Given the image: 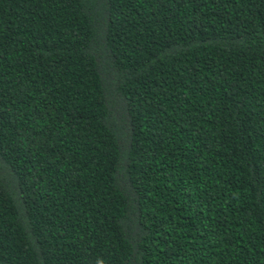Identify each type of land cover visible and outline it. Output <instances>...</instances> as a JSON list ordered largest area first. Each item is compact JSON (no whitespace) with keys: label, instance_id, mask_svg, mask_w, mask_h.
Segmentation results:
<instances>
[{"label":"trees","instance_id":"trees-1","mask_svg":"<svg viewBox=\"0 0 264 264\" xmlns=\"http://www.w3.org/2000/svg\"><path fill=\"white\" fill-rule=\"evenodd\" d=\"M0 264H264V0H0Z\"/></svg>","mask_w":264,"mask_h":264}]
</instances>
